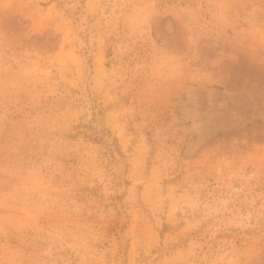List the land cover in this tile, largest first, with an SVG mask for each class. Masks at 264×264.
Returning <instances> with one entry per match:
<instances>
[{"label": "rangeland", "instance_id": "obj_1", "mask_svg": "<svg viewBox=\"0 0 264 264\" xmlns=\"http://www.w3.org/2000/svg\"><path fill=\"white\" fill-rule=\"evenodd\" d=\"M0 264H264V0H0Z\"/></svg>", "mask_w": 264, "mask_h": 264}, {"label": "trees", "instance_id": "obj_2", "mask_svg": "<svg viewBox=\"0 0 264 264\" xmlns=\"http://www.w3.org/2000/svg\"><path fill=\"white\" fill-rule=\"evenodd\" d=\"M92 137H93V139H94L95 141H97V140H98V138H97V137H98V133L93 134Z\"/></svg>", "mask_w": 264, "mask_h": 264}]
</instances>
